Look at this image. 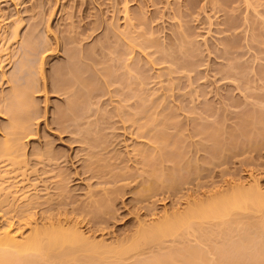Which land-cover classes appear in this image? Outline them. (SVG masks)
I'll return each instance as SVG.
<instances>
[{"label": "rangeland", "instance_id": "1", "mask_svg": "<svg viewBox=\"0 0 264 264\" xmlns=\"http://www.w3.org/2000/svg\"><path fill=\"white\" fill-rule=\"evenodd\" d=\"M126 1L130 15L145 4L147 19L142 13L139 17L152 30L143 22L135 32L150 29L156 44L145 50L143 43L141 50L126 55L143 86H136L124 70L111 68L105 89L86 62L79 61L78 44H72L75 50L68 45L67 37L78 36L69 28L72 23L75 33L88 36L94 23L104 22L123 31ZM156 1L0 0L1 140L10 133L11 103L18 107L11 94L34 86L27 99L33 118L19 136L18 158L0 159V225L11 224L25 237L34 227L60 221L76 225L94 241L116 244L142 224L254 179L264 189V46L257 45L263 39L255 37L261 34L258 23L251 32L239 0L232 3L234 11L203 0H168L169 6ZM228 23L235 28L227 30ZM47 27L62 38L58 53H42L53 38ZM102 27L90 38L93 45L105 35ZM181 32L189 42L184 50L179 52L175 40L168 50L172 34L179 38ZM99 54L95 58L100 60ZM41 58H46V96ZM69 63L83 78L100 82L96 97L75 108L70 98L55 92L69 81Z\"/></svg>", "mask_w": 264, "mask_h": 264}, {"label": "bare ground", "instance_id": "2", "mask_svg": "<svg viewBox=\"0 0 264 264\" xmlns=\"http://www.w3.org/2000/svg\"><path fill=\"white\" fill-rule=\"evenodd\" d=\"M163 1L161 2L165 6L169 3H167L168 0H165L166 2ZM239 1L245 7L243 8L246 12L244 16L246 19H244L245 22L248 20L247 24H254L253 26L249 24L250 28L253 27L251 32L256 31L254 28L255 24L258 23V28L256 26L257 29L260 27L261 34L256 32L258 35L254 33L256 35L254 36L257 37V40L263 37L260 44H257L262 48L264 46V0ZM88 2L92 4V2ZM157 2L156 5L160 4ZM203 2L217 9L228 7L231 8V11H234L237 8L236 6L234 8L232 5V3H235V0H203ZM126 3L127 1L125 2V7H123V11H125L126 29L123 31H119V28L116 27L117 25L115 26L113 23H109L111 26L109 24V26L102 25L104 22H100V19L98 20L99 13L97 14L98 18L95 17L96 21L94 22L97 23L98 21L100 23H97V25L95 23V25L93 24L92 32L87 34L88 36L85 35V32L75 33L74 26L73 32L71 29L72 23L69 28L70 32L74 33L75 36L78 35L76 36L78 41L75 40L76 38L74 36H69L71 39L67 37L69 40L68 45L73 46L72 48L74 49L75 47L72 44H78L75 46H79L80 49L76 47V50H74L75 52H79V61H82V64L86 62L85 65L87 67L89 66L90 72L92 70L94 74L96 73L99 77L98 81L101 82L103 87L105 86L107 88L110 85L109 79L111 77L109 78V76H112L110 72L113 68L124 70L132 78L136 86H143L145 81L138 75L139 73L137 74L132 70L134 67L132 66L133 68H131L130 60L127 57L133 53L134 49L138 48L137 50H141L143 43L142 49L145 50L153 49L155 47L154 44H156L155 39L150 40L155 32H150L149 30L152 27L150 28L147 25V21L143 20L144 18L147 19L146 15H144L146 12L142 11L144 10L143 7L145 4L143 5L141 2L142 4L138 7V10L140 9L141 12L139 10L138 13L136 11L137 14L133 12L134 14L132 13L130 15ZM147 3L151 4L150 2ZM147 3L145 9H147ZM204 3L201 7L203 12H205ZM141 6L142 9L140 8ZM151 6L155 7V5ZM258 7H263V10L259 12ZM156 10L158 12V9ZM157 12L155 11L154 13ZM248 12H250V17H252L250 18L248 16L250 20L246 16L249 15ZM102 15L103 13L100 14V16ZM141 15L142 17L145 16L142 20V17H139ZM253 18L254 21L252 20ZM103 19L107 23V18L104 17ZM143 22V25L145 26L146 24L150 29H139L138 34V32H135V29L136 31L138 30V25L136 24L141 26ZM112 24L115 27H113L114 29L111 28L113 26ZM101 26H104L103 33H106L102 35L103 37H100L101 39L97 38V36V39H95L97 42L93 40L95 42L93 45L92 42H89L90 38L92 35L95 36L96 33L94 32L103 29ZM105 26L108 28H105ZM235 26L232 23H228L227 30L231 31ZM49 27H47L46 33L53 34ZM178 27L180 28V26ZM109 30L113 32L107 34ZM143 30L145 31L143 32ZM79 34L81 39L79 38ZM149 34L151 37H149ZM54 35H52V45L47 44V47L44 46L42 53L50 49L53 52H59L58 49H60V44L63 41H61L62 38L59 39L58 36L54 37ZM83 35L86 38L82 37ZM110 35L113 36V39L109 37ZM172 35L173 39L170 38L172 40H168L167 49H171L169 47L170 45L173 47L175 40L176 43L178 42L176 46H178L179 52H182L184 47L189 43L185 37L186 35L182 32L179 38H175L174 33ZM144 37H147L149 40ZM258 37L261 38L258 39ZM58 39L61 43H59L60 41ZM87 40L92 46H89ZM110 40L111 42L112 40L115 42L113 41L111 44ZM254 41H256V38ZM151 43L154 44L152 45ZM254 43L256 44V42ZM52 46L54 47L52 48ZM120 46L126 52L123 50H119V52L118 48H121ZM72 48L70 49L73 50ZM96 53H100L99 57L100 55L101 58L103 57L102 61H100L101 58L100 60L97 59L98 57L95 58ZM137 53L139 54V51ZM151 61L146 60L147 63ZM45 63L46 58H41L39 66L40 80L43 84V89L41 87V90H43L46 96L48 92L44 74L45 69L43 68ZM153 63L156 64L155 62L150 64ZM72 65L70 66L69 63V66H66V74L69 75V78L67 77L69 81L64 83L62 87L57 86L55 92L70 98L69 102L75 108L78 104L89 103L96 97L98 90H95V87L97 86L96 88H98L100 82L96 80L98 83L96 85V82L92 81L93 79H90L91 82L88 78H83L79 75L76 66L74 65L75 67H72ZM136 67L138 69L140 66L137 65ZM255 73L258 74L254 72V78ZM257 79L259 78L257 77ZM33 87L32 85H27L24 88H16V92H12L13 95L11 94L18 107H15L13 104L14 101H11L12 106L8 110L10 128L7 130L10 133H7L8 135L6 134V137L4 136L2 140L0 139V159L8 158L11 162H15L18 158L16 153L20 150V143H18L19 136L27 132L28 126L33 118H30L31 111L27 101L33 95ZM74 89L76 90L73 91ZM76 118L74 115L73 120H76ZM160 133L162 134V131ZM249 184L247 186L239 185L233 187L230 190L197 202L182 212L166 215L160 220L149 224H142L130 238L116 244H105L104 241H94L92 237L86 236L83 231L81 232V229H77L75 227L76 225L71 226V224L67 225L66 223V226L64 225L65 223L62 224L60 221L56 224L51 223L43 227H34L25 237H22L17 230L12 229L11 224L3 223L0 225V264H264V189L255 179L253 182H249ZM103 204L104 202H101L100 206H103Z\"/></svg>", "mask_w": 264, "mask_h": 264}]
</instances>
